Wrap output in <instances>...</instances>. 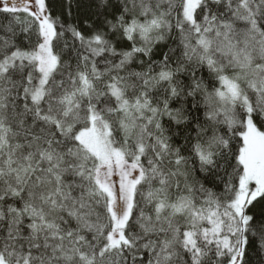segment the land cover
<instances>
[{
  "label": "snow or ice",
  "instance_id": "1",
  "mask_svg": "<svg viewBox=\"0 0 264 264\" xmlns=\"http://www.w3.org/2000/svg\"><path fill=\"white\" fill-rule=\"evenodd\" d=\"M0 264H264V0H0Z\"/></svg>",
  "mask_w": 264,
  "mask_h": 264
}]
</instances>
